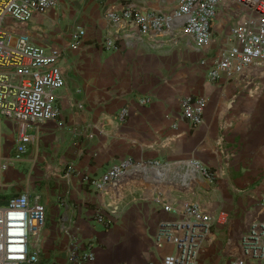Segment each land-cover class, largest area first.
Instances as JSON below:
<instances>
[{
    "label": "crops",
    "instance_id": "obj_1",
    "mask_svg": "<svg viewBox=\"0 0 264 264\" xmlns=\"http://www.w3.org/2000/svg\"><path fill=\"white\" fill-rule=\"evenodd\" d=\"M124 1V0H110ZM157 6L160 0H143ZM175 0H166L170 8ZM100 0H57L54 7L35 13L26 25L33 42L67 47L60 65L66 85L56 91L60 115L31 128L32 140L23 160L2 166L14 154L17 124L0 119V195L7 199L26 192L39 194L47 220L39 241L36 264H70L72 241L91 248L95 257L81 264H163L174 251L172 244L158 245L155 234L161 221L179 216L149 200L130 205L109 227L96 220L107 215L99 193L83 181L85 174L99 175L114 162L134 159H172L194 155L204 164L221 168L217 142L221 135L233 151L226 175H220L209 196L213 206L231 215L227 225H216L200 250L198 264H227L225 240L240 235L256 217L264 218V91L240 94L243 78L227 84L211 82L205 51L181 46L168 52L140 47L105 50ZM246 10L224 1L213 21L215 44L228 39L230 27ZM86 29L79 48L70 46L69 31ZM255 74V72H254ZM207 98L203 123L193 126L182 117L180 99L188 95ZM153 99L141 104L142 96ZM129 116L118 134L104 136L91 129L106 114L122 107ZM10 130V131H8ZM69 223L67 229L62 223Z\"/></svg>",
    "mask_w": 264,
    "mask_h": 264
},
{
    "label": "built area",
    "instance_id": "obj_2",
    "mask_svg": "<svg viewBox=\"0 0 264 264\" xmlns=\"http://www.w3.org/2000/svg\"><path fill=\"white\" fill-rule=\"evenodd\" d=\"M100 1L103 49L140 47L168 52L186 46L205 51L200 63L207 66L211 82L225 85L241 77L251 96L261 89L256 78L258 74L264 75V0H228L247 13L231 25L228 39L217 46L212 24L226 0H175L170 8L162 6L166 0H160L157 6L143 0ZM56 4L57 0H0V119L17 124L14 154L2 164L4 168L23 160L33 126L56 120L60 115L56 91L66 85L60 61L65 58L67 47L37 44L26 28L35 13ZM69 35L70 46L79 48L86 29L76 25ZM152 99L145 95L139 102L147 104ZM206 102L202 95L182 97V117L193 126L203 123ZM128 116L129 108L122 107L91 124V129L104 136H115ZM217 146L223 160L219 169L194 155L172 159L127 157L112 163L99 175L85 174L83 181L101 195L109 213L98 212L96 220L109 227L130 205L149 200L179 216L158 225L155 242L174 246V251L164 256L163 264H198L200 250L214 227L231 222L230 213L213 206L209 196L220 175H226L233 155L224 135ZM261 205L264 207V198ZM46 220V206L39 194L34 198L26 192L14 194L0 204V264L38 263L39 241ZM62 225L64 229L69 227L65 221ZM225 250L227 264H264V218L256 216L238 236L228 234ZM94 257L91 248L71 242L68 263L81 264Z\"/></svg>",
    "mask_w": 264,
    "mask_h": 264
},
{
    "label": "rangeland",
    "instance_id": "obj_3",
    "mask_svg": "<svg viewBox=\"0 0 264 264\" xmlns=\"http://www.w3.org/2000/svg\"><path fill=\"white\" fill-rule=\"evenodd\" d=\"M82 43H83V41L81 42V45H82ZM256 80L258 82H260L262 86H264V75L263 74H258ZM263 91H264V87H263ZM245 94H249V93H248V90H247V88H245V85L243 83L242 86H241L240 94L238 95V97L236 98V100H238L240 96H243ZM8 131H10V130H8Z\"/></svg>",
    "mask_w": 264,
    "mask_h": 264
},
{
    "label": "trees",
    "instance_id": "obj_4",
    "mask_svg": "<svg viewBox=\"0 0 264 264\" xmlns=\"http://www.w3.org/2000/svg\"><path fill=\"white\" fill-rule=\"evenodd\" d=\"M7 198L5 196L0 195V202L5 201ZM1 204V203H0Z\"/></svg>",
    "mask_w": 264,
    "mask_h": 264
}]
</instances>
